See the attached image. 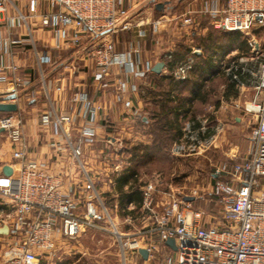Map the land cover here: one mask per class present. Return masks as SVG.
Wrapping results in <instances>:
<instances>
[{
  "label": "built area",
  "instance_id": "built-area-1",
  "mask_svg": "<svg viewBox=\"0 0 264 264\" xmlns=\"http://www.w3.org/2000/svg\"><path fill=\"white\" fill-rule=\"evenodd\" d=\"M47 1L55 9L44 15L43 23L54 28L56 48L62 49L65 44L79 47L85 37L93 40L89 56L96 68V80L101 84L111 76L115 66L129 65L133 74L141 72L131 58L120 56L115 39L110 34L135 29L144 35L147 29L142 26L151 24L157 28L163 22L174 19V16L170 19L163 15L155 20L132 21L131 5L126 2L131 4L134 0ZM157 3L154 0L152 7L155 8ZM6 6L7 0H0V13L6 10ZM210 11L213 14L212 26L217 30L239 31L248 36L255 29L264 27V0H225L224 8ZM20 17L26 20L24 15ZM180 18L185 25L193 24L191 16ZM252 45L256 52L254 56L257 59L264 57L259 43L254 45L253 42ZM199 50L193 47L192 53ZM36 54L39 62H51L47 51H36ZM262 60L256 74L258 80L254 85V96L244 107L254 119L249 134V151L242 155L239 150H232L228 155L232 163L217 166L213 173L210 193L222 207V225L206 222L203 212L194 205L195 201L185 199L191 195L173 188L161 190L158 180L146 179L143 182L144 176L139 174L143 195L141 209L145 212L143 218L152 222L147 230L148 238L141 239L129 238L119 231L90 175L85 179V187L70 179L75 173L71 169L65 174L26 161L25 110L20 107L23 77L14 64L0 66V71L6 75L3 80L6 84L0 88V101H6L10 94H15L16 98L9 101L18 104L17 111L0 116V138L3 136L12 142L15 160L12 174L0 172V227H9L8 234L0 236L11 238L0 264H38L39 256L54 250L59 239L72 240L93 229L115 235L125 262L126 250L138 251L141 242L145 243L151 258L157 250V244L153 241L156 234L157 242L163 245L166 239H175L176 251L165 245L171 254L175 253V264H264V58ZM193 67V63L178 62L172 73L179 81H184ZM146 71H150V66L146 67ZM116 82L118 91L126 88V81L122 78H117ZM74 101L87 106L88 123L81 127L78 143L73 144L69 139L66 145L71 150L72 158L78 161L79 168L83 169L82 144H95L96 132L91 125L98 120L101 106L80 93L75 94ZM42 122L44 125L55 122L67 138L70 136V115L56 114L51 118L50 114L45 113ZM116 147L120 152L116 150L115 155L119 157L124 146L117 144ZM199 147L201 144L189 135L174 143L171 153H195ZM109 162V168L115 172L125 168L123 161L114 168L111 158ZM65 176L70 179L69 186L66 185ZM193 193H197L196 190ZM129 205L134 207L133 203ZM128 220L131 221L132 217H128Z\"/></svg>",
  "mask_w": 264,
  "mask_h": 264
},
{
  "label": "crops",
  "instance_id": "crops-1",
  "mask_svg": "<svg viewBox=\"0 0 264 264\" xmlns=\"http://www.w3.org/2000/svg\"><path fill=\"white\" fill-rule=\"evenodd\" d=\"M153 1L134 0L131 4L127 2L126 4L131 5L132 9L149 5L151 12L147 9L148 18L146 21L156 19L154 12L162 13L160 17L167 15L166 11L172 7V0H156L165 4L164 8L159 10L152 7ZM194 1L198 8L189 7L179 16V18L181 16L193 18V24L189 26L185 25L180 18V24L185 33H189L190 29H193L194 34L197 32L206 33L210 31V28L213 33H224L212 26L213 14L210 10H221L225 6V0ZM53 9L55 8L47 0H7L6 10L0 13V66L14 64L18 67V73L23 77L21 109L27 112L28 105L24 104L26 96L38 95L41 87L49 102V105L44 104L42 107H38L36 98L30 100L34 115L24 121V134L28 144L26 161L36 162L42 167L56 172L65 173L71 169L75 173L71 175L70 179L72 178L73 182H77L79 185L83 184L85 187L87 175L92 178L98 177V179L102 175H107L106 177H109V182H111L108 186L110 190L101 195L103 198L112 192L113 196L118 198L116 178L125 171L128 165L138 164L139 153L143 154L145 148L159 143V135L164 134L160 129L169 128V121L173 122L170 124L172 127L180 130V132H176L177 130L174 129L173 143L188 138L187 133H189L196 138L198 144H201L198 151L192 154H201L212 146L217 147L220 137L223 136L226 126L229 125L228 115L224 114L233 108L234 100L240 98L241 88L252 87L254 89L252 79L259 73L261 63L257 68L252 67V63L248 62L249 58L243 59V61L248 60L244 62V71L248 73L247 81L237 85V94L228 89L227 78L232 77L233 67L229 59L233 56V52H238V49L227 46L216 49L212 57L214 67L205 74L206 84L210 81L221 82L220 96L215 101L211 91L209 99L203 102L200 98L202 91L193 90L192 86L189 89L184 88L187 81L198 78L201 69L199 66L202 65L201 61L204 57L201 54L203 50L201 53H192V50L189 52L187 50L181 58L173 57L174 51H162V49L160 51V46L156 44L162 40L161 38L157 39L155 35L166 24L157 28L151 24L145 27L147 32L144 35L148 39L150 35L153 36L145 50L143 48L140 50L139 47H130L127 52L117 50L121 57L131 58L134 61V66H137L141 71L145 72L146 67L150 66L149 72L146 71L143 76L141 75L142 77H138L133 74L134 71L129 65L115 66L111 76L101 84L96 80V68L89 56L93 40L85 37L79 47L65 44L62 49L56 48L54 28L43 23L44 15ZM20 15H24L26 20H23ZM205 22H208V25ZM36 51H47L51 62H39ZM158 62L164 63L160 73L153 71V67ZM178 62L194 64L184 81H179L172 73ZM4 77L6 78V75L0 71V88L6 84L3 82ZM117 78L126 81V88L123 91L117 90ZM107 85L109 87H106ZM76 93L93 99L101 106L98 120L91 125L96 132L97 140L93 145L82 144L83 169L78 167V161L72 158L71 150L66 145L69 139L73 144H77L81 127L88 123V108L74 101ZM118 96L126 98L125 102L115 99ZM199 105L205 106L210 115L203 117L198 114L196 108ZM45 113L50 114L51 118H54L56 114L70 115V136L67 138L62 128L55 122L44 125L42 116ZM219 113L221 116L218 115ZM3 143L8 152L6 151L5 155L0 153V172L2 173L6 164L12 167L15 162L12 156V142L8 139ZM117 144L125 145L124 151L122 149V154H119V157L118 154L115 155L116 150L120 152L116 147ZM113 151L114 153H112ZM126 153L129 156H123ZM229 154L230 152L227 153V155ZM109 158L112 160L113 168L122 161L125 162V168L119 172L111 170ZM92 160L95 163H91ZM70 179L65 176L67 186L70 184ZM98 183L102 184L99 180ZM105 184L103 187H98L96 184L99 193L106 189L107 183ZM124 188L129 189V184H126ZM86 190L85 188V192ZM116 201L119 203L118 199ZM165 245L163 247L171 254L167 248L168 245L166 247Z\"/></svg>",
  "mask_w": 264,
  "mask_h": 264
},
{
  "label": "rangeland",
  "instance_id": "rangeland-1",
  "mask_svg": "<svg viewBox=\"0 0 264 264\" xmlns=\"http://www.w3.org/2000/svg\"><path fill=\"white\" fill-rule=\"evenodd\" d=\"M172 7L166 11L167 18H172L171 16H176L168 22H163L165 27H161V30L156 33L157 39H160L158 46H160V51H181L190 47L200 49L196 53H201L204 50L203 39L208 37V32H197L194 34L193 29L189 30V33H185L182 29L180 14L187 10L189 7L198 8L194 0H172ZM130 6V5H129ZM140 9V10H139ZM150 10L149 5L137 7L135 9L131 8V19L130 20H145L148 18L146 13ZM151 12V10H150ZM154 18L160 17L162 13H153ZM208 25V22H205ZM148 26V25H147ZM146 26H142L145 28ZM217 35V42L225 43L226 39L220 35V33H215ZM111 37L115 39L117 50L128 51L130 47H139L140 50L147 47L150 44V40L153 36L150 35L148 39L145 35H139L135 29L118 31L110 34ZM148 36V35H147ZM250 44L254 42L259 43L261 48L264 50V27L255 29L250 35ZM235 46L234 49H237ZM255 50L252 45L251 53L248 56H241L239 63L247 62L243 61L245 58H249L248 62L252 63V67H259V64L263 56L260 59L255 57ZM236 52H233V55ZM254 56V59L251 58ZM235 64V63H233ZM245 68V65H244ZM142 72V71H141ZM138 73V77H142L145 73ZM245 72V71H244ZM256 74V72H255ZM142 75V76H141ZM254 76V75H253ZM258 80L257 76L252 79L253 85L256 84ZM220 81H210L207 83L206 87L212 92V98L215 101L220 96ZM190 84L187 82L184 88L189 89ZM106 87H109L108 85ZM255 93V90L250 88H241L239 99L234 100V106L228 113V123L226 126V131L222 137H220L217 147L212 146L207 151H203L201 154H192L193 152H187L185 155H173L171 153L174 143L169 137H164V142H167V148L164 155L158 156L153 161L147 163H142L140 167V174L143 175L144 180L153 179L158 180V186L161 190H170L173 188L177 192H182L195 197L194 205L198 207L202 212L206 222L210 225L221 226L222 225V207L219 206L210 193L213 184V173L216 171L217 166L222 164H230L232 161L229 159L227 153L239 150L240 154L245 155L249 151V134L251 127L254 123L248 113L245 111L244 107L246 101H251ZM120 95V94H119ZM36 98V105L42 107L44 104L49 105L48 99L45 96L43 88L41 87L40 93L35 96H26L24 103L28 105L27 112L25 111V120L32 117L33 111L30 106V100ZM115 99L118 101L125 102L126 98L123 96H118ZM251 99V100H249ZM36 107V108H38ZM196 112L201 116H209L208 109L205 106L199 105L196 108ZM6 112H0V116L5 115ZM221 116V114H218ZM185 126V125H184ZM188 135H191L187 133ZM6 139L4 137L0 138V153L5 155L8 150L4 147L3 141ZM6 146L8 144H5ZM125 148V145H123ZM127 146V145H126ZM90 147V146H89ZM94 147V146H93ZM129 147V146H127ZM91 149V148H90ZM95 149V148H94ZM93 149V150H94ZM124 156H129L127 153ZM95 161L96 158L94 157ZM91 163H95L93 160ZM78 164V163H77ZM79 167V166H78ZM107 176V175H106ZM104 175L100 179L93 178L95 184L98 187H103L107 183L106 189L100 191L103 195L108 192L109 189V177ZM98 180L102 183H98ZM100 184V186H99ZM106 185V184H105ZM196 190L197 193H193ZM111 193V192H110ZM1 198V197H0ZM118 198L113 196V192L107 196H104V200L108 205L110 214L114 217L115 223L119 231L125 233L129 238H148L147 230L149 226H152V222L146 221L143 216L145 212L143 209L137 210L134 215L127 213L129 210L135 208L127 205L126 207L120 208L119 203L116 201ZM110 200V201H109ZM116 201V202H115ZM128 217H132L129 221ZM111 228V225H109ZM11 238L0 237V261L5 251L9 247V241ZM147 241V240H145ZM153 241L157 244V250L153 252L151 258L147 260L143 259L138 253L137 249H127L126 250V262L123 259L122 253L120 252L119 245L116 241L115 235L112 232H102L98 230H88L81 236L75 239H60L56 245V248L48 253L41 254L39 256L38 264H175L176 256L170 254L165 250L163 245L158 241L156 234L153 235ZM141 247H145V243L141 242Z\"/></svg>",
  "mask_w": 264,
  "mask_h": 264
},
{
  "label": "trees",
  "instance_id": "trees-1",
  "mask_svg": "<svg viewBox=\"0 0 264 264\" xmlns=\"http://www.w3.org/2000/svg\"><path fill=\"white\" fill-rule=\"evenodd\" d=\"M220 35L226 39L225 43L217 42V35L213 32L209 33L208 37L206 36L207 40L203 39L204 50L201 54H203L204 57H202V65L199 66L201 68L199 72L200 74H198L197 79L193 81H187L191 84L193 90L202 91V95L200 96V98L203 102H206L209 99L210 94V89L206 87L207 84L205 74H207L208 70L210 71L214 67L212 57L217 48H223L224 46H227L229 48L238 46L236 47L238 49V52L229 59L233 67L232 77L229 76L227 78L228 89L233 90V92L237 94V85L245 83V81H247L246 77L248 76V73L244 72V63H239V59L241 56H248L251 53L252 45L250 44L249 38L239 31L224 32ZM187 50L189 52L190 47L181 51H174L173 57L181 58V56L185 55V52H187ZM171 123L173 122H168L169 128H166L165 130L164 128L160 129L164 134H162V136L159 135V143H154L150 148H145L143 154L139 153V156L137 158L138 164L136 163V165L134 164L132 166L128 165L125 171L116 178L117 189L119 191L118 201L120 208L126 207L129 203L135 204V208L127 212L131 215H134L137 210H140L142 204L143 195L140 188V186L142 185V181H139V169L142 163L148 164L158 156L164 155V152L168 145L166 141H163L164 137L167 136L170 138V140H173V137L175 136L174 129L176 128L172 127L170 125ZM176 130V132H180L179 129ZM126 184H129V189L124 188Z\"/></svg>",
  "mask_w": 264,
  "mask_h": 264
},
{
  "label": "water",
  "instance_id": "water-1",
  "mask_svg": "<svg viewBox=\"0 0 264 264\" xmlns=\"http://www.w3.org/2000/svg\"><path fill=\"white\" fill-rule=\"evenodd\" d=\"M164 6H165V4L162 2H159L156 4V8L159 10L163 9ZM163 66H164L163 62H158L153 67V71L156 73H160ZM15 98H16L15 94H10L6 98V101H0V112L11 113V112L17 111L18 110V104L16 102L9 101L10 99H15ZM12 172H13L12 167L9 164H6L3 168V173L6 175H10V174H12ZM185 199L189 200V201H193L195 199V197L194 196H186ZM8 232H9V227L7 225L0 227V234H8ZM165 243H166V245L171 247L174 251L177 250V244H176V241L174 238L166 239ZM138 251L144 259L147 260L149 258V251L147 248L140 247L138 249Z\"/></svg>",
  "mask_w": 264,
  "mask_h": 264
}]
</instances>
